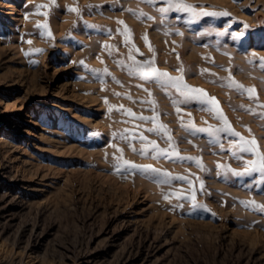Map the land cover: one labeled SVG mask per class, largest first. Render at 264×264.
Here are the masks:
<instances>
[{"label": "rangeland", "instance_id": "obj_1", "mask_svg": "<svg viewBox=\"0 0 264 264\" xmlns=\"http://www.w3.org/2000/svg\"><path fill=\"white\" fill-rule=\"evenodd\" d=\"M261 57L264 0H0V264H264Z\"/></svg>", "mask_w": 264, "mask_h": 264}, {"label": "snow or ice", "instance_id": "obj_2", "mask_svg": "<svg viewBox=\"0 0 264 264\" xmlns=\"http://www.w3.org/2000/svg\"><path fill=\"white\" fill-rule=\"evenodd\" d=\"M37 7L39 8L41 6H37ZM179 7L183 8L185 10H189V11L193 10L192 7L190 5H187V4H180ZM69 10L70 11H76L75 9H69ZM129 11H131V9H129ZM160 11L161 12H166L167 9L161 8ZM205 15H229V13H227V12H223V13H205ZM119 23L124 24L123 21H119ZM38 27H43V28L47 29L48 25L47 24L38 25ZM125 30H126V33L130 34L131 30L127 28V25H125ZM48 34L51 35L50 32ZM122 34H125V33H122ZM144 39L147 42V37L146 36L144 37ZM29 43H31V41H29ZM106 47H108V46H106ZM149 48L151 50V45L150 44H149ZM136 51H139V50L136 49ZM132 59L135 60V57H132ZM261 60H264V57H261ZM145 63H148L150 65L152 62H145ZM262 67H264V65H262ZM154 71L156 72V74L158 76L168 77V79H170V80H176L178 82H183V76L173 78V77L168 76V73L160 72L158 69H154ZM182 71H183V69H181V72ZM202 71H206V70H202ZM232 84L236 88H238V89H240V90H242L244 92H247L249 94L250 98L253 96V94L256 91L255 88H245L243 85L238 84L234 80H232ZM183 88L187 89V93H186L187 95L192 96V98L197 99V100L201 101L202 103L208 104L210 106L209 107V111L219 112L221 114L220 116H218V118L219 119H223L225 126L222 127V128L216 129V131H233L232 128H231L230 122L227 120V118L225 116H223L222 109L219 108V102L216 100L215 97L209 96L207 94V92L205 90H203V89L193 88V87H191V86H189L187 84H183ZM141 118L145 119L144 117H141ZM207 131H212V129H207ZM249 131H251V129H249ZM233 134L237 135V136L240 135L239 133H233ZM241 139H243V137H241ZM245 144L249 145V147L243 148L242 150L243 151H248V152H253L256 155V157H257V160L249 162L250 165H251V168L246 169L245 170L246 173L250 172L252 169H256V170H259L261 172H264V153H262L259 150L258 142L253 137V139H251V140H245ZM133 167H136V166L134 165ZM148 167H151V166H148ZM152 171H156V170L152 169ZM233 171H235V170H233ZM236 174L240 175L241 173H236ZM165 198L167 199L168 197H165ZM192 199L193 200L195 199V195H193ZM258 207L264 209V206H258Z\"/></svg>", "mask_w": 264, "mask_h": 264}]
</instances>
